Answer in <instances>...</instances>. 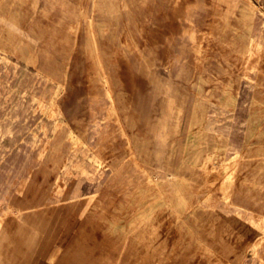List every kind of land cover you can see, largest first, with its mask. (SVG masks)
Masks as SVG:
<instances>
[{
	"label": "rangeland",
	"instance_id": "1",
	"mask_svg": "<svg viewBox=\"0 0 264 264\" xmlns=\"http://www.w3.org/2000/svg\"><path fill=\"white\" fill-rule=\"evenodd\" d=\"M1 41L5 264H109L105 242L125 240L126 209L232 208L238 189L263 196L264 151L252 150L264 145V0H0ZM152 64L208 82L215 116L256 115L255 126L246 119L222 138L202 184L149 174L115 114L116 84L146 81ZM83 175L134 179L71 199ZM143 176L145 184L135 179ZM259 220L251 239L264 264V215Z\"/></svg>",
	"mask_w": 264,
	"mask_h": 264
},
{
	"label": "crops",
	"instance_id": "2",
	"mask_svg": "<svg viewBox=\"0 0 264 264\" xmlns=\"http://www.w3.org/2000/svg\"><path fill=\"white\" fill-rule=\"evenodd\" d=\"M137 66L143 68L141 64ZM147 71V80L136 86L118 82L114 87L115 114L124 125L131 151L156 178L202 184L209 155L222 148V138L230 136L232 130H243L246 119L255 126L256 115L215 116L210 109L208 82L192 83L188 71L179 66L167 72L152 64ZM256 135L260 136L254 128L253 136ZM262 148L261 143L253 145L254 156L264 151ZM119 179L130 184L134 178L80 176L71 188L70 198L84 200L100 195ZM135 179L143 184L148 180L145 176ZM256 193L238 189L236 207L232 208L126 209L125 240L121 242L116 235H110L105 242L109 264H260V251L251 234L260 232L259 219L264 215L260 201L264 194ZM118 249L123 251L118 253Z\"/></svg>",
	"mask_w": 264,
	"mask_h": 264
},
{
	"label": "bare ground",
	"instance_id": "3",
	"mask_svg": "<svg viewBox=\"0 0 264 264\" xmlns=\"http://www.w3.org/2000/svg\"><path fill=\"white\" fill-rule=\"evenodd\" d=\"M17 1V0H16ZM72 3V2H71ZM66 6V5H65ZM156 6V5H155ZM38 7V6H37ZM77 9V8H76ZM159 10V9H158ZM26 13V12H25ZM162 13V12H161ZM14 14V13H13ZM5 15V14H4ZM104 20V19H103ZM109 20V19H108ZM6 21V20H5ZM74 21V20H73ZM139 21V20H138ZM4 22V21H3ZM84 22V21H83ZM106 24V23H105ZM109 24H110V21H109ZM113 24V23H112ZM3 27V26H2ZM23 27V26H22ZM64 27V26H63ZM98 27V26H97ZM134 27V26H133ZM17 30H19V29H17ZM22 30V29H21ZM16 31V30H15ZM131 31V30H130ZM18 32V31H17ZM22 33H24V32H22ZM21 34V33H20ZM25 34V33H24ZM4 35V34H3ZM127 35V34H126ZM26 37V36H25ZM118 38V37H117ZM23 41V40H22ZM13 42V41H12ZM0 43H2V41L0 42ZM6 43V42H5ZM6 45V44H5ZM5 47V46H4ZM11 47V46H10ZM123 48V47H122ZM10 49V48H9ZM12 49V48H11ZM154 50V49H153ZM9 52H11L10 50H9ZM137 52V51H136ZM21 55V54H20ZM196 56V55H195ZM22 62V61H21ZM19 63V62H18ZM112 64H113V62H112ZM36 66V65H35ZM13 67V66H12ZM2 69V68H1ZM114 70H116V69H114ZM4 71V70H3ZM13 71V70H12ZM5 72V71H4ZM28 72V71H27ZM46 72V71H45ZM34 74V73H33ZM38 75V74H37ZM117 75V74H116ZM82 77H83V75H82ZM42 78V77H41ZM70 87H72V86H70ZM248 87V86H247ZM251 87V86H250ZM253 91V90H252ZM2 92V91H1ZM251 98V97H250ZM248 100V99H247ZM25 101V100H24ZM254 101V100H253ZM208 102V101H207ZM249 103V102H248ZM205 105V104H204ZM4 113V112H3ZM246 113V112H245ZM244 114V113H243ZM151 117V116H150ZM13 119V118H12ZM91 124V123H90ZM69 126V125H68ZM95 126V125H94ZM98 127V126H97ZM26 128V127H25ZM67 129V128H66ZM154 130V129H153ZM91 132H92V130H91ZM44 133V132H43ZM64 133H65V131H64ZM62 135V134H61ZM23 136V135H22ZM27 136H29V135H27ZM91 137V136H90ZM59 138V137H58ZM62 138V137H61ZM26 139V138H25ZM32 139H33V136H32ZM95 139V138H94ZM242 139V138H241ZM39 140V139H38ZM237 141H239V140H237ZM69 142V141H68ZM225 142V141H224ZM60 143V142H59ZM58 143V144H59ZM64 143V142H63ZM89 143V142H88ZM25 144V143H24ZM66 144V143H65ZM6 145V144H5ZM9 144H7V146H8ZM23 145V144H22ZM22 145H20V146H22ZM26 145V144H25ZM64 145V144H63ZM68 146V145H67ZM70 146V145H69ZM242 146V145H241ZM97 148V147H96ZM207 148V147H206ZM212 149H213V147H212ZM98 150V149H97ZM27 151V150H26ZM50 151V150H49ZM58 151V150H57ZM99 151V150H98ZM14 152V151H13ZM24 153V152H23ZM102 153V152H101ZM205 153V152H204ZM207 153V152H206ZM229 153V152H228ZM30 154V153H29ZM55 154H57V153H55ZM202 154V153H201ZM231 154V153H230ZM5 155H6V153H5ZM22 155V154H21ZM46 155V154H45ZM31 156V155H30ZM23 157V156H22ZM26 157V156H25ZM29 157V156H28ZM53 158V157H52ZM204 158V157H203ZM9 159V158H8ZM43 159H45V158H43ZM49 159V158H48ZM202 159V158H201ZM201 159H200V161H201ZM49 161V160H48ZM8 162H9V160H8ZM202 162V161H201ZM17 163H18V161H17ZM3 164V163H2ZM45 165V164H44ZM19 166V165H18ZM24 166V165H23ZM58 167V166H57ZM194 167V166H193ZM203 167V166H202ZM161 168V167H160ZM47 169V168H46ZM59 169V168H58ZM58 169H57V171H58ZM49 170V169H48ZM61 170V169H60ZM50 174V173H49ZM15 176V175H14ZM21 176V175H20ZM58 176V175H57ZM56 176V177H57ZM197 176V175H196ZM203 176V175H202ZM38 177V176H37ZM50 177V176H49ZM200 178V177H199ZM0 179H2V178H0ZM9 179H10V177H9ZM4 181V180H3ZM2 181V182H3ZM33 181V180H32ZM36 181V180H35ZM41 181H42V179H41ZM48 181V180H47ZM50 181V180H49ZM19 182V181H18ZM34 182V181H33ZM6 182H4V184H5ZM48 183V182H47ZM9 184V183H8ZM5 186H7V185H5ZM10 187V186H9ZM49 187V186H48ZM8 188V187H7ZM42 188V187H41ZM50 188V187H49ZM10 189V188H9ZM165 189V188H164ZM49 190V189H48ZM47 190V191H48ZM192 191V190H191ZM44 192V191H43ZM46 193V192H45ZM25 194V193H24ZM47 194V193H46ZM0 196H1V194H0ZM25 196V195H24ZM18 197V196H17ZM26 197V196H25ZM22 200V199H21ZM39 200V199H38ZM42 200H44V199H42ZM37 201V200H36ZM1 202V201H0ZM13 202V201H12ZM43 202V201H42ZM41 203V202H40ZM44 203H45V201H44ZM14 204V203H13ZM42 204V203H41ZM31 205V204H30ZM23 206V205H22ZM226 222V221H225ZM208 223V222H207ZM210 223V222H209ZM213 223V222H212ZM201 227V226H200ZM207 228H209L208 226H207ZM216 232V231H215ZM128 235V234H127ZM218 235V234H217ZM97 238V237H96ZM127 238V237H126ZM226 240V239H225ZM220 241V240H219ZM223 244V243H222ZM226 245V244H225ZM228 245V244H227ZM216 248V247H215ZM225 248V247H224ZM234 248V247H233ZM217 250V249H216ZM230 250V249H229ZM233 251V250H232ZM237 252V251H236ZM240 252V251H239ZM230 253H232V252H230ZM245 253V252H244ZM221 254V253H220ZM226 254V253H225ZM93 255V254H92ZM115 255V254H114ZM231 255V254H230ZM238 255V254H237ZM94 256V255H93ZM104 257V256H103ZM242 256H240L239 257V259L241 258ZM230 258H233V257H230ZM7 263V262H6ZM240 263V262H239ZM0 264H5V262L3 261V259L2 258H0ZM115 264H116V262H115Z\"/></svg>",
	"mask_w": 264,
	"mask_h": 264
}]
</instances>
